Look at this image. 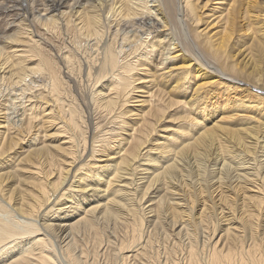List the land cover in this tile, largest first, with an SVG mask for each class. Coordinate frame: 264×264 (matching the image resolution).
<instances>
[{
    "label": "rangeland",
    "instance_id": "obj_1",
    "mask_svg": "<svg viewBox=\"0 0 264 264\" xmlns=\"http://www.w3.org/2000/svg\"><path fill=\"white\" fill-rule=\"evenodd\" d=\"M72 1L73 0H67L66 2L69 3ZM95 1L96 0H90L92 5L98 3V1H96V3ZM193 2L196 9V14L200 17L199 23L192 24L189 19H184L181 14L176 15V21L175 14L173 13L171 14V16L168 13L164 12L162 14H158V19H160V21L167 20V24H158L160 26V31L158 32V36H156V38L159 37L161 41L160 45L163 46L167 44V38L168 41L170 40L175 44L179 43L184 50L183 52H180L181 50L179 52L184 54L186 58H184L182 55H178V58L160 64L163 58L164 51L160 53H156L158 51H155L148 54V61H142V63H144L145 65L138 66L136 68L140 69H133V71L129 73L131 74V77L135 78L132 84L135 86L140 85L138 83L140 79H137V77L148 76L146 77L149 78L148 84L143 85L142 90L145 91L149 89L148 93L151 92L152 94L151 102L147 103L146 100H149V98L145 97L147 95H143L145 93L134 89L133 94L131 95L139 96V99L142 100L141 103L143 104L140 106L136 105L137 107H134V104L139 103H133L136 101L132 100L133 102H129L123 105L121 108L123 110H131L128 111V113L124 116V128L126 129V134L132 131L130 128H139L142 125L143 118L146 119V123L148 124L150 121H152V119H155L156 117L162 115L160 117V121H162L158 123V120V122H156V124L154 125L156 126L158 124V127H161H157L155 134H153L152 136V139L158 138V140H152L155 143L156 141L161 140L164 142V145H166L167 148H178L181 147L184 142L189 141V139L198 135L193 143L188 147L189 149L184 150L183 153H181L188 154V157H185V164H187V168L183 170L184 176L182 184H180V182H177L173 187L166 189V184L158 179L155 182L153 188H155V186L157 187L155 189L151 188L153 192L149 190V193H147L146 197H144L141 201L136 202L134 197H132L134 206L137 205L138 207L139 205L143 204V209L140 210L141 213L143 212V216H145L143 217L145 221L143 220L141 226V229L144 233L142 237L151 235L150 242H153V245H155L153 246V248L151 247L149 249L151 251L148 250L149 254H147L149 257H151L148 258L145 255L148 261L144 262V264H219L218 262H214V256H211L210 253L214 249H217L219 251H226V247H231L232 257L229 261H223V264H264V185L261 187V193H254L256 199H251L249 201L247 196L253 194V190L255 189H252L253 187H250V183H252V181H246V179L243 178L246 182L244 180H240V183H238L239 186L238 184H236V186L239 188L233 187V190L232 187H227V185L228 182L229 184L231 183V176L234 175L235 171H229L231 176L229 175V178L223 179L225 180V182H222L221 187L222 185L223 187L221 189H219L218 191H216L217 189H215L213 190L214 192L210 193V190L212 188L210 190L208 188L211 184L214 183L213 181L218 180V176L220 174L219 172L225 171L221 170L222 158H220L219 156V158L215 160L213 157V155L216 154V151H225V153L236 151L237 153V151L243 150L244 147H241L238 144L239 142L237 138H242V136L244 137L246 136V134H250V132L257 131V135L260 134V132L264 130V116L262 115L263 113L261 110L259 112L258 110L253 111L254 108L245 109L243 108V106L238 105V103L243 105L244 102L246 103L248 101L247 99H245L248 98L246 92L241 91L238 93L240 96H243V98H241V101L231 99L229 98L230 94L228 92V86H226V83L222 81L218 84L214 83L212 80H215L216 77H212L213 75L211 73V75H209L208 72L206 73L207 75H204L205 73L203 69H200L201 66H204L208 70H210V68L214 69L211 71L216 75H219V73H221L224 75V78L227 76L233 78L230 79V83H235L236 85L242 84L244 86L249 85L254 91L257 90L264 95V87L252 86L256 83H259L261 85L259 81L255 80V77L252 78L253 80L248 81L249 78H247L245 74H241L242 72L240 73L241 70H246V73L248 74V72L251 71L252 64H255L256 69L260 70V73L263 74V76L260 75L259 77L261 81L262 76V81L264 83V0H193ZM48 4V0H0V121L7 120L8 122L6 123H10L15 120L13 123L20 125L25 122V119L27 118L26 116L29 115L28 113L31 112V115L35 113H41L38 109V107L41 106V101L43 102L45 100L46 104H53V101L51 103V100H53V98L51 97V93L47 92V86L49 85L46 84H49V78H47L48 76L45 75V70L41 69L40 71L29 73L28 76H26L24 84H14L9 79L5 78L7 74L4 71L6 69L4 68V62L15 59L13 57H19V53H21L20 50L14 51V48L22 49L24 51L23 54H25L26 58H28L26 59L24 57V63L26 62L27 66H34L38 62V56L33 53L32 45H36V43H39L38 48L42 49V51L46 50V54L44 53V51L43 53L48 58L50 57L49 59H52L54 63L56 62L54 66L57 70V75H59L62 80L60 89L61 92L59 93L61 95H59V97L60 101L62 100V103L65 105L64 109L68 107L67 104L74 105L79 109L80 114H82V120L84 121V124L86 126V134L89 133V126H91V124H93L94 122L99 123V130L102 128L105 129L108 127V125L112 124L111 119L114 115L104 114V112L100 114L99 111L95 109L94 104L91 102V97L93 93H98V91L100 93H106L108 92V88L110 86H114V83L112 82L113 79H111V74L107 72H97L95 70L97 68V64L99 63V60L97 61V58L95 57L97 56V54L95 53L96 47L93 45V43H91L89 39L87 40L86 37L81 36L75 28L70 27L69 30H67L65 27H63V25L57 24L54 29H45V27L36 24L37 21L32 15L31 11L36 13L35 15H41V13H45V10H43V8H46ZM149 4L154 3L150 1ZM77 8L78 7L76 6L75 9ZM153 8L156 9L155 7ZM66 11H68V9ZM25 13L27 15L29 13V15L27 16ZM111 25L110 29L113 31L111 32V34H115V36L117 37H115L114 40L116 42L115 46H118V48L124 47V49L121 48V57L124 56L123 54L129 49L133 48V44L131 42H135V40L141 41L145 38L149 39L152 35V33L146 31L147 26L143 23V26H138L137 24L129 26L127 23L125 24V26H122L120 24L116 25L114 22H111ZM110 31L106 33L107 36L110 34ZM17 32L22 33L20 35L24 36V42L22 43V46L20 44L19 46H17L18 44L9 43L10 38L8 37L12 36V34H16ZM131 33L133 34L131 35ZM111 34L108 37H113ZM124 34L125 36H128L129 41H131L128 44L122 42ZM225 34H230V37L225 40V45L222 48H220L221 46L217 48V51L213 50L211 45H213L215 42L217 44L216 46L214 44V48L218 47V45H220L218 44V42L224 40L223 36ZM187 38L190 41H188ZM207 38L210 39L213 44L211 41L208 42ZM31 39L32 42H30ZM38 39L44 41L42 42ZM153 39L154 37L151 40ZM33 41H35L36 43L34 42V44L31 45ZM143 47L145 48V46H141V48H139L137 52L140 51L145 54V49ZM50 50L51 56L48 53ZM161 50L162 49L160 48V51ZM176 52L178 51L171 53L170 56L176 55ZM7 53H9L10 55H7ZM12 53L14 54L13 56H11ZM67 53L71 54L73 59V61H71L70 67L68 66L65 59H62L63 55H68ZM16 54L18 55L15 56ZM6 55L9 57L11 56L12 58L10 57L9 59ZM189 56H195L197 63L192 57L191 59ZM13 61L9 62L8 64L12 63ZM198 62L201 65L200 67L198 65ZM189 63H191L190 66L188 65ZM195 67L197 69H200L201 71H198ZM238 70L239 73L243 76L241 77L247 82L241 81L242 78L239 79V77H237V75L239 74L237 72ZM182 72H187L185 83H183L184 81L180 77L182 75ZM181 82L184 85H187V87L181 85ZM23 90L25 92H23ZM187 100H189L190 102H187ZM186 102L187 104L185 105L189 106L191 104L193 105L191 106L192 108L199 107L198 114H190L187 111L190 108L184 106V103ZM27 104L29 106H31L32 104L33 106L31 107L32 109L30 112L25 111ZM149 105H152L155 108L158 107L159 109H162V107L164 106V108L162 109L163 113L156 112V114L153 115L146 114V116H142V114H144L143 112L148 110ZM228 105L231 108H229ZM138 108L140 109L138 110ZM107 115L109 119H107ZM195 118H202V124H199L200 129L198 131L193 128ZM4 122H2V124ZM38 122L39 120L37 121L36 119L32 124L35 125V123ZM35 129H37V127H35L32 131H35ZM50 132H53V130H51ZM246 138V140H249V142L253 140L249 137ZM260 139L261 138L259 136V142L261 143L262 141H260ZM19 149L20 148L18 146L14 149V151H17L18 153H16V155H20L18 157H21L23 154L19 152ZM196 150L199 152L196 156V160L198 159L199 161L202 160V153L206 151L209 153L208 157L205 160H202L203 164L200 166H197L198 163H195V165L194 162H192L194 158L192 159L190 157L192 156V152ZM114 151H117L116 147ZM258 154H260V151H258ZM260 158L262 161H264V156ZM15 160L7 162L6 165H3V168L5 169L0 170V172H3L2 176L5 177L2 182V193H4V196L11 193L13 199L14 197H20L18 196L21 194L19 193V191L25 190L27 184H30V181H32L29 178L17 179V175L14 176L13 174L10 177L8 176L7 172V174L5 173L6 170L12 167L11 165L13 162H15ZM25 160L26 162L30 163L29 159L25 158ZM112 160L116 161L108 160V162L113 165L116 164L119 159L115 158ZM20 163L24 164V161H21ZM191 163L194 164L193 167ZM246 168L247 169H245V171L249 173L253 172V170L250 169V166ZM263 168L264 167L259 169L260 171H262L261 174L264 173ZM188 169H191V171H187ZM195 169L201 171V179L198 177V175L196 176L197 171ZM250 170L252 171L250 172ZM239 172L241 173V171ZM139 175L140 174H137V177ZM234 177H232V180L235 179ZM90 178L91 180H89V182L93 183L94 178L92 176ZM197 178H199V181L197 180ZM248 178H252L256 180V182L258 181V186L262 184L263 181L261 177H258L257 179L256 177L253 178V175L248 176ZM223 180H220V182ZM135 183H138V185H142V182L140 181ZM232 184L233 183H231L230 185ZM102 185L103 184H99V187H101L100 190L104 188ZM132 185L129 187L131 188ZM240 187L242 189H240ZM198 188L201 191V193L198 192L199 194L197 193ZM139 189L140 188H138V190ZM89 192H87V194H89ZM259 194L260 196L258 197ZM188 195L191 196V198H194L193 203H190L191 201H189L191 207L189 206L188 209H185L183 205L179 207L177 204H172L173 206L169 205L170 197L174 198L170 201L179 202V205H181L183 201H185L186 205L187 201L185 199H187ZM95 196L97 195H92L90 201L84 202L83 200L81 202V197L75 195L74 207L72 209L70 208V210H74L75 206H78L80 209L76 213L74 212L66 214L63 213V211H59L60 215L57 220L54 218L57 214H53L50 219H46V221L41 220L39 223L43 224V226L45 223H51L54 225H57L59 223L64 224L65 226H67L69 223H73L74 225L72 226V231L77 238L76 244L82 245L84 248H86L88 250L87 255L89 253L94 254L95 251L94 256L92 254L87 256L86 259L88 260H86V264H136L138 261L136 262L135 259L133 260V258L131 259L124 256V254L127 253L126 251H119L120 240L122 236L125 235V227L123 226L128 222H131H125L124 219L127 217L121 219L112 218L108 216L109 213H112L111 211H108L109 213L104 212L101 214L102 210L99 211L101 207L98 206V208H96L95 211L90 212L88 216L95 218V221L97 222V229L90 228L89 231H87L85 228H83L84 224L82 223V221L78 220V218L82 214H84V209H88L90 208V206H95L97 204H100L102 206V204L106 200V197L98 196L96 198ZM220 196L224 198L222 204H219L221 202H216V199L218 200ZM243 196L244 200H242ZM159 197H165L164 205L166 204L165 211L167 210V213L163 215L164 217H161V223H158V225L155 226L156 223L153 224V222L155 221V217L152 215L153 213L150 214L146 210H148L153 202L156 201ZM260 197H263L262 202H259L258 204ZM179 198H181L182 200ZM127 202L128 201L126 199L121 200V204H119L115 208V210L117 209V211L121 214L122 211L126 210V205H124L123 203ZM12 203L13 202H11V204ZM136 203L140 204L138 205ZM15 206H17L16 201H14V207ZM202 207L203 211L205 212L203 216H200ZM174 209L179 211V213H181L182 215H185L183 219L188 222V225L190 226L189 229H191L190 233L194 237L192 241L193 245L196 244L195 246L197 254L196 257H193L192 259H189V256L187 255L186 249L188 241L186 239L184 231H179L180 227L178 228L177 226H174L171 222L170 217L171 214H173ZM180 209H182L183 211L180 212ZM15 214L17 215L15 216L16 218L27 220V218L22 216L21 214L18 215L16 211ZM61 217H67V220H61ZM200 217H203V221L197 224ZM50 229L48 228L50 235H53L52 240L55 243L54 247L58 255H60L61 247L64 245L63 243L69 240L71 235H69L68 238L62 241V239H59L58 237L55 238L56 232H54L53 228ZM66 232H69V229H67L62 234V236ZM135 235L137 237V231L135 232ZM98 238H100V243H98ZM222 245L225 246L223 247ZM248 245H250V247ZM252 249H254L255 251H252ZM78 250H80V248L76 246L74 253L78 254ZM157 254L159 255V257ZM259 256H263L261 263H257V258ZM90 260L92 261V263ZM140 260H142V258H140Z\"/></svg>",
    "mask_w": 264,
    "mask_h": 264
},
{
    "label": "bare ground",
    "instance_id": "obj_2",
    "mask_svg": "<svg viewBox=\"0 0 264 264\" xmlns=\"http://www.w3.org/2000/svg\"><path fill=\"white\" fill-rule=\"evenodd\" d=\"M48 1H49L48 6L46 5L47 7L43 8V10H45V13H41V15H35L36 13L31 11L32 15L35 17L37 21L36 24L45 27V29H54V27L57 24L63 25V27H65L67 30H69L70 27L75 28L76 31H78V33L81 36L86 37L87 40L89 39L91 43H93V45L96 47L95 53L97 54V56L95 57L97 58V61L99 60L98 61L99 63L97 62L98 63L97 68L95 67L96 68L95 70L97 72L110 73L111 79H113L112 82L114 83V86L113 87L110 86L108 88V92L106 93H100L99 91L98 93H93L91 97V102L94 104L95 109L98 110L100 114L104 112V114H112L114 116L111 119L112 124L108 125L107 128L105 129L102 128L99 130L100 127L99 123L94 122L93 124H91V126L93 125L92 127L89 126V133L86 134L87 133V131L85 133L86 126L84 124V121L82 120V114H80L79 109L76 106L70 104H67L68 107L64 109L65 105L62 103V100L60 101L59 95L61 94L59 93L61 92L60 89L62 85V80L60 76L57 75V70L55 69L54 66L56 62L54 63L52 59H49L50 57L48 58L45 55L46 50L45 51L43 50L45 53L44 54L42 49L38 48L39 43L33 41L31 45L34 44V42L36 43V45H32V51L35 55L38 56V62L34 66H27L26 62L24 63L25 61L24 59L26 58V55L23 54L24 51L22 49L14 48V51L16 50L21 51V53H19L21 56L19 55V57L17 58L13 57L15 59H13L14 61L11 60L13 61L12 63H10L11 67L10 64H8L11 61L4 62L5 65L4 68H6L4 71L7 74L5 78L9 79L14 84H24L26 76H28L29 73H34L36 71H40L41 69L45 70L44 71L46 73L45 75H47L48 76L47 78H49V82H48L49 84H46L49 85L47 86L48 89L47 92L51 93V97L53 98V100H51V103L53 101V104H49L48 103L49 101L47 102L48 104L45 103V100L43 102L41 101L40 103L41 106L38 105L39 106L38 109L40 110L39 112L41 113L38 114L35 113L36 115L30 114L31 113L30 111L32 109L31 107L33 106L32 104L31 106L27 104L25 111H29L30 113H28L29 115L26 116L27 118L25 119V122H23V124L20 125L13 123L15 120L10 123H6L8 122L7 120L0 121V170L5 169L3 168L4 164L6 165L7 162H11L12 160L16 159L15 162L12 163L11 165L12 167L6 170L5 173L7 172L8 176L10 177L13 174L14 176L17 175V179L29 178L33 181V182L30 181V184L29 183L27 184L25 190L19 191V193L21 194L18 196L20 197H14L13 199L9 191L8 192L10 194H7L6 196H4V193H2L3 190L2 182L5 177L2 176L3 172H0V264H86V260H88L86 259L87 256L91 255L92 253L91 254L89 253L87 255L88 250L84 248L82 245L76 244L77 238L72 231L73 229L72 226L74 225L73 223H69V224L67 223L68 224L67 226L59 223L57 225H54L51 224L50 222H49L50 224L45 223L43 226V224L39 223L41 220L46 221V219H50V217L53 214H57L54 217L57 220L60 215L59 211H63V213L66 214H70L74 212L76 213L80 209L78 206H75L74 210H70V208L72 209L74 207L75 195L81 197V202L83 200L84 202L90 201L92 195H97L95 196L96 198L98 196L106 197V200L102 204V206L100 204H97L95 206H90V208L84 209L83 211L84 214H82L78 218L79 221H82V223L84 224L83 228H85L87 231H89L90 228L97 229V222L95 221V218L88 216L89 213L95 211L96 208H98V206L101 207V209L99 208L100 209L99 211L102 210L101 214L104 212L111 211L112 213L108 212L109 213L108 216L112 218L121 219L127 217L124 219L125 222L126 221H131V222H128L126 225L123 226L125 227L124 229L125 235H123L120 240L119 251L121 250L126 251L127 253H125L124 256L131 259L133 258V260L135 259L136 262L138 261L136 264H142V263L144 264V262L148 261L146 257L148 258L151 257L148 256L149 254L148 250L151 247L153 248V246L155 245H153V242H150L151 235L147 234L149 236L142 237L144 233L143 230L141 229V226L143 220L145 221V219L143 218L145 216H143L144 214H142L143 212L141 213L140 210L143 209V204L139 205L141 203L140 202L139 204L136 203L139 205L138 207L137 205L134 206L132 202L133 199L132 197H134L136 202L141 201L144 197H146V194L149 193L148 192L149 190L153 192L152 189H155L157 187L155 186V188H153L155 182L158 179H160L161 182L166 184V189L173 187L174 185H176L177 182H180V184H182V180L184 176L183 170L187 168L186 166L187 164H185L186 163L185 157H188V154L187 153L181 154V153H183L184 150L189 149L188 147L193 143V141L196 139L198 135L196 137H192L191 139H189V141L184 142V144H182L181 147L178 148L176 147L167 148V146L164 145V142L161 140L156 141L155 143L152 140H158V138L152 139V136L153 134H155L158 124L156 126L154 125L156 124V122H158V120H159L158 123L162 121V120L160 121V117L162 115L156 117L155 119H152V121L150 122L148 121L149 126L146 123V119L143 118L142 125L139 128H135V127L130 128L132 131L126 134L125 133L126 129L124 128V124H125L124 116L125 114L128 113V111L131 110H123L121 109L122 106L133 101H136L133 103H139V104H134L133 105L134 107L143 104L141 103L142 100L139 99V96L131 95L133 94L134 89H137L138 91H142L143 93H145L143 95H147L145 96L149 98V100H146L147 103L151 102V95H152L151 92L148 93L149 89L145 91L142 90L143 85L148 84L149 78H146L148 76L137 77V79H140V81H138L140 85L135 86L132 85L135 78L131 77V74L129 72H132L133 69L134 70L140 69V68H136L138 66L145 65L144 63H142V61H148L149 58L148 54L155 51H158L156 53H160L164 51L163 58L160 64L178 58V55H182L184 58H186L184 54L180 53L183 52L184 50L179 43L175 44L170 40L168 41L167 38L166 39L167 44L163 46L160 45L161 41L159 37L156 38V36H158V32L160 31L159 30L160 26L158 24L161 25H163V23L167 24V20L160 21V19H158L159 18L158 14H162L164 12V13H168L171 16V14L173 13L175 14V21L177 19L176 15L181 14L184 19H189L192 24L199 23L200 17L199 15L196 14L195 11L196 9L194 7L193 0H96L98 1V3H96L95 1L96 4L94 5L91 4L90 0H76V1L73 0L72 2L69 3L66 2L67 0H48ZM150 1H152V3L154 4H149ZM76 6L78 7L77 9H75ZM153 7H155L156 9H154ZM67 9L68 11H66ZM111 22H114L116 25L120 24L122 26L123 25L125 26L126 23L129 26L135 24H137L138 26L139 25L143 26L142 25L143 23L147 26L146 31L152 33V35L150 36L149 39L145 38L141 41L135 40V42H131L129 41V37L125 36L124 34V37L122 38L123 39L122 42L127 44L131 42L133 44V48L129 49L127 52L123 54L124 56L121 57L120 52L122 51V49H124V47L118 48V46H115L116 42L114 40L116 36L115 34L114 35L111 34V32H113L110 29ZM108 31H110V34L113 37H108L110 34L108 36L106 35ZM18 33L19 32H17L16 34H12V36L8 37L10 38L9 40L10 44H18L17 46H19L20 44L22 46V43L24 42L23 40L24 36L20 35L22 33L19 34ZM132 34L133 33H131V35ZM153 37L154 39L151 40ZM223 37L222 38L224 40L218 42V44L220 45H218V47L216 48H214V44L216 46L217 43L214 42L213 44V42L207 38L208 42L209 41L212 42L213 45L211 46L213 50L217 51L218 50L217 48H219L220 46H221L220 48H222L225 45V40H227V38L230 37V34H225ZM39 41L42 40L40 39ZM30 42H32V39ZM141 46H145V48L144 47L143 48L145 49L144 52L146 55L143 52L140 51L137 52L138 49L141 48ZM160 48L162 49L161 51ZM175 51H178L176 52V55L170 56L171 53ZM13 53L11 54V56L14 55ZM48 53L51 56V50ZM7 55L10 54L7 53ZM17 55L18 54H16L15 56ZM7 57L10 59L9 56ZM189 57L191 58L192 56ZM192 58L194 59V61H196L195 56ZM62 59L63 60L65 59L68 66L70 67L71 61H73L72 55L71 54L65 56L63 55ZM190 64L191 63H189L188 65L190 66ZM198 65L199 67L201 66L199 62ZM251 67H252L251 71H249L248 74L246 73V70L243 71L241 69H240L241 70L240 73L242 72L241 74L243 75L245 74V76L249 78L248 81L253 80L252 78L255 77V80L261 83L260 85L259 83L257 84L255 82L256 84H253L252 86L264 87V83L262 81L263 74L260 73V70L256 69L255 64H252ZM200 69L201 70L203 69L205 73L204 75H207L206 73L208 72L209 75L211 74L213 75L212 77L214 78L216 77L215 80H212L214 83L218 84L221 81L226 83V86H228V92L230 94L229 98L237 101H241V98H243V96L242 95L240 96L238 93L241 91L246 92L248 98L245 99H247L248 101L246 103L244 102L243 105L239 103L238 105L243 106V108L245 109L254 108L253 111L258 110L259 112L261 110L263 113L262 115L264 116V95L261 94V92L257 90L254 91L252 87H250L249 85L244 86L242 84L236 85L235 83H230L231 82L230 79L233 78L228 76L224 78L223 77L224 75L221 73H219V75L217 74L219 76L218 77L214 72L211 71L214 69L210 68V70H208L204 66H201ZM200 69L197 70L201 71ZM237 72L239 73V70ZM186 73L187 72H182V75L180 76L184 81L183 83H185L187 78ZM241 74L239 76L237 75L239 79L243 77ZM260 75H262L261 81L259 77ZM241 81L247 82L243 78ZM183 83L181 82V85L187 87V85H184ZM23 92L25 91L23 90ZM189 100H187V102H190ZM187 102L184 103L185 107L190 108L187 111L192 115H194L195 113L198 114L199 107L192 108L191 106L193 105L191 104L189 105L190 106L189 107L185 105L187 104ZM163 108L164 106L162 107V109ZM139 109L140 108H138V110ZM162 109L161 108L159 109L158 107L155 108L154 106L149 105L148 110L144 111L143 112L144 114H142V116H146V114L153 115L156 114V112L163 113ZM36 119L37 121L39 120V122L33 125L32 123ZM107 119H109V117ZM201 120L202 118H195L193 128L196 131L200 129L199 124L200 123L202 124ZM2 122L4 123L2 124ZM35 127H37V129H35V131H32ZM51 130H53V132H50ZM263 132L264 130H262V132H260V134L258 135H257V131L250 132L251 135L246 134V136L244 137L242 136V138L238 137L237 138L239 142L238 144L241 147H244V149L237 151V153L236 151H233L231 153L228 152L225 153V151H220V150L216 151V154L213 155V157L215 160H217L219 156L220 158H222L221 170H225V171H220L218 180L213 181L214 183L212 182L213 184H211L210 187H208L209 190L212 188L210 190V193L214 192L213 190L215 189H217L216 191L221 189L223 187V185L221 187L222 182L223 183L225 182V180L223 179L229 178L230 175L229 171H235L234 175L232 176L230 175L231 183L233 184L230 185L231 183L229 184L228 182V185L226 184L227 187L230 186L232 188L233 187L236 188L237 187L236 184L240 183L239 182L240 180H244V179H246V181L251 180L252 183H250L251 184L250 187H253L252 189L254 188L255 189L253 190V194L246 196L249 201L251 199L254 200L256 199L254 193L255 192L261 193L260 191L262 190L261 187L264 185V179H263L264 173L261 174L262 171L259 170L260 168L264 167V161H262L260 158L264 156ZM259 136L261 138L260 141H262L261 143L259 142ZM246 137L252 138L253 140L249 142V140H246L247 139ZM18 146L20 148L19 152L23 154L21 157H18L20 155H16V153L18 152L14 151V149ZM115 147L117 151H114ZM258 151H260V154H258ZM198 153L199 152L196 150L192 152V156L190 157L192 159L194 158L192 161L194 162V164L198 163L197 166H200L203 164L202 160H205L208 157L209 153L207 151L202 153L201 161H199L198 159L196 160V156ZM25 158L29 159L30 163L26 162ZM115 158L119 159L116 164L112 165L111 163L108 162V160L116 161V160H112ZM21 161H24V164H21L20 163ZM194 164H192V167L194 166ZM249 166L250 169L253 170V172H251L252 170H250L251 173L245 171V169H247L246 167ZM197 169H195L197 171L196 176L198 175V177L200 178L201 171ZM187 171H191V169H188ZM239 171H241V173ZM137 174L140 175L137 177ZM251 175H253V178L256 177V179L258 177H261V179L263 180L262 184L258 186L259 183L258 181L257 183L256 180L252 178H248V176ZM91 176L94 178L93 183L89 182V180H91L90 178ZM232 177H234L235 179L232 180ZM199 178H197L198 181ZM220 180L223 181L220 182ZM138 181L142 182L141 183L142 185L140 184L138 185V183H135ZM99 184L100 185L103 184L102 186L104 188L102 190H100L101 187H99ZM131 185L132 187L135 188L132 187L130 188L129 186ZM138 188L140 189L138 190ZM240 189L242 188L240 187ZM138 191H139V195H138ZM87 192H89V194H87ZM198 192L201 193L199 188L197 193ZM188 196L187 199H185L187 201L186 205H185V201H183L181 205H179V202L170 201L174 199L172 197H170L169 205L177 204L178 207L183 205L185 209H188L190 203H193L194 201V198H191V196H189L188 198ZM259 196L260 194L258 195V197ZM262 198L263 197L259 198L258 204L259 202L260 203L262 202ZM123 199H126L128 202L123 203L124 205H126L125 206L126 210L122 211L120 214V212H118L117 209L115 210V208L119 204H121V200ZM223 199L224 198L220 196L218 200L216 199V202L218 201V203L221 202L219 204H222V201H224ZM242 200H244V196ZM14 201H16L17 204V206L15 207H14ZM189 201L191 202L189 203ZM11 202L13 203L11 204ZM164 203H165V197L164 198L159 197L156 201L153 202L152 205L150 204L151 207H149L148 210H146L150 214L153 213L152 215L155 217V221L153 222V224L156 223L155 226L158 225V223L159 224L161 223L162 221L161 217H164L163 215L167 213L166 212L167 210L165 211L166 204L164 205ZM203 207L201 209L200 216H203L205 212L203 211ZM15 211L18 213V215L21 214L22 216L26 217L27 220H21V218L20 219L16 218L15 216L17 215L15 214ZM182 211L183 210L180 209V212ZM184 216H185L184 214L182 215L181 213H179V211L174 209L173 214H171L170 218L174 226H177L178 228L180 227L179 231L182 232L184 231L186 235V239L188 241L187 249L186 247L185 249L187 251V255L189 256V259H192L193 257H196L197 254L196 246H195L196 244L193 245L192 240L194 239V237L190 233L191 229H189L190 226L188 225V222L185 219H183ZM61 218H62L61 220H67V217H61ZM202 221H203V217H200L198 219L197 224L201 223ZM48 228L49 229L53 228L54 232H56L55 238L58 237L59 239H62V241H64L66 238H68L69 235H71L70 239L67 240L65 243H63L64 245L61 247L60 255H58V253L56 252V249L54 247L55 243L52 240L53 235L52 236L50 235ZM67 229H69V232H66L62 236V234ZM136 231H137V237L135 235ZM98 240H99L98 243H100V238H98ZM76 246L80 248V250H78L79 252L78 254L74 253ZM248 246L250 247V245ZM225 249L226 251L225 250L219 251L217 249L212 250L210 255L214 256V262L223 264V261H229L231 259L232 257L231 247H226ZM252 251L255 250L252 249ZM92 255L93 256L95 255V251L94 254ZM139 257L142 258V260H140ZM262 259L263 256H259L257 258V263H261Z\"/></svg>",
    "mask_w": 264,
    "mask_h": 264
}]
</instances>
